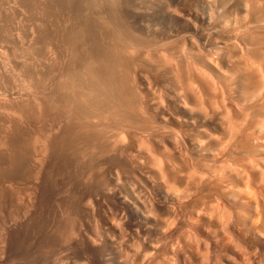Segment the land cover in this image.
Listing matches in <instances>:
<instances>
[{
    "label": "rangeland",
    "instance_id": "obj_1",
    "mask_svg": "<svg viewBox=\"0 0 264 264\" xmlns=\"http://www.w3.org/2000/svg\"><path fill=\"white\" fill-rule=\"evenodd\" d=\"M62 1L0 0V264H264V0Z\"/></svg>",
    "mask_w": 264,
    "mask_h": 264
},
{
    "label": "bare ground",
    "instance_id": "obj_2",
    "mask_svg": "<svg viewBox=\"0 0 264 264\" xmlns=\"http://www.w3.org/2000/svg\"><path fill=\"white\" fill-rule=\"evenodd\" d=\"M59 1H62V0H59ZM67 1H68V0H67ZM78 1H80V2H79L80 4H81V2H83V1H81V0H78ZM78 1H77V2H78ZM85 1H87V0H85ZM85 1L83 2L84 4L86 3ZM89 1H90V2H89ZM91 1H93V0H88V1H87L88 3H86V6H84V7L87 8V5H90L89 3H92ZM95 1H97V0H94V2H95ZM108 1H109V0H108ZM114 1H115V0H113V2H114ZM117 1H118V0H117ZM117 1H116V2H117ZM136 1H137V0H136ZM98 2H99V4H98V6H96V7L98 8L99 5L101 4L100 7L103 8V9L100 10V9H99L100 7H99V8L97 9V11H96V7L93 6L94 4H96V2H95L94 4L92 3L93 5L91 4L93 7H95V8H93V11H94V12L96 11V12H95V15H96V16H97V14H98L97 12H98L99 10H100V11L104 10V12L107 11V10L105 11L104 7H102L103 5H104V6L107 5V4H105V3H107V2L103 1V2H104V3H103L102 0H101V1H98ZM98 2H97V3H98ZM100 2H102V3H100ZM109 2H110V3H109V6H110V7L105 6V8H106V7H107V8H111V6H112V7L115 6V4H113L111 0H110ZM119 2H121V1L119 0ZM131 2H132V5H133V1H132V0H131ZM131 2H130V3H131ZM58 3H59V2H58ZM62 3H63V1H62ZM62 3L60 2V4H62ZM64 3L67 4V5H66V7H67V6H68V3H67L66 1H64ZM64 3H63V4H64ZM111 3H112L113 5H112ZM128 3H129V1H128ZM130 3H129V4H130ZM63 4H62V5H63ZM65 4H64V5H65ZM84 4H82V6H83ZM118 4H119V3H118ZM118 4H117V5H118ZM121 4H123V1L121 2ZM121 4H119V5H121ZM129 4H127V2H126L125 5H121V6H125V9H127V8H126V5H128V6L131 7V5H129ZM134 4H136V2H135ZM78 5H79V4H78ZM78 5L76 4V6H78ZM91 5H90V6H91ZM117 5H116V6H117ZM119 5H118V6H119ZM79 6H80V5H79ZM116 6H115V7H116ZM128 6H127V7H128ZM80 7H81V6H80ZM115 7H114L113 9H115ZM77 8H79V7H77ZM86 8H85L86 12H87L88 10L91 9V7H90V9H88V10H87ZM119 8H120V7H119ZM119 8L117 9V11H119V12H116V11H115L116 13L113 12V14H114V13L117 14V15H115V16H117V17H118V14L120 13ZM122 8H123V7H122ZM122 8H120V9L122 10ZM134 8H138L137 5H136ZM83 9H84V8L82 7V10H83ZM94 9H95V10H94ZM113 9H112V10H113ZM125 9H124V10H125ZM128 9H129V8H128ZM79 10H80V8H79ZM82 10H81V11H82ZM112 10H111V12H112ZM124 10H123V11H124ZM130 10H131V8H130ZM130 10H129V11L127 10V12H130ZM132 10H133V8H132ZM90 11L92 12V10H90ZM90 11H89V12H90ZM100 11H99V12H100ZM91 12H90V14H91ZM167 12H168V11H167ZM84 13H85V12H84ZM84 13H83V14H84ZM108 13H110V12H108ZM108 13L104 14V16L108 17V16H109ZM125 13H126V11H125ZM165 13H166V12H165ZM165 13H163V15H165ZM83 14H81V15H83ZM90 14L87 13L86 15H89V16H90ZM102 14H103V13H102ZM107 14H108V15H107ZM120 14H121V13H120ZM120 14H119V15H120ZM122 14H123V16L125 17V14H124V13H122ZM131 14H132V13H131ZM133 14H135V13H134V10H133ZM133 14H132V15H133ZM167 14H169V12H168ZM171 14H172V12L170 13V15H171ZM78 15H79V14H78ZM78 15H77V16H78ZM86 15H83V17L85 18ZM92 15H94V14H92ZM98 15H99V14H98ZM100 15H101V14H100ZM100 15H99V18L101 17ZM126 15H128V14H126ZM79 16H80V15H79ZM79 16H78V17H79ZM89 16H88V17H89ZM104 16H103V19H104V18L106 19V17H104ZM110 16H112V15H110ZM113 16H114V15H113ZM115 16H114V17H115ZM133 16H134V15H133ZM133 16L131 17V19L133 18ZM144 16H145V15H144ZM149 16H151V15H149ZM149 16H148V17H149ZM158 16H159V14H158ZM173 16H174V15H173ZM196 16H197V15H196ZM81 17H82V16H81ZM90 17H91V16H90ZM114 17H111V18H114ZM117 17H115V18H116V19H119V20H120V19H123V21H124L126 18H129V17L127 16V17L124 19V17L122 18V15L119 16V18H117ZM120 17H121V18H120ZM134 17H135V16H134ZM136 17H137V16H136ZM139 17H141V16L139 15ZM139 17H138V18H139ZM154 17H155V15H154ZM154 17H153V18H154ZM156 17H157V15H156ZM180 17H181V16H180ZM86 18H87V16H86ZM94 18H95V17H94ZM94 18H92V19L94 20ZM96 18H98V17H96ZM99 18H98V19H99ZM108 18H109V17H108ZM108 18H107V19H108ZM138 18H137V19H138ZM150 18H151V17H150ZM160 18H161V17H160ZM167 18H168V16H167ZM172 18H173V17H172ZM172 18H171V19H172ZM177 18H178V17H177ZM182 18H183V17H182ZM182 18H181V19H182ZM63 19H64V18H63ZM63 19H61V20H63ZM79 19H80V18H79ZM81 19H82V18H81ZM81 19H80V20H81ZM92 19H89L90 22H92V21H91ZM98 19H97V20H98ZM101 19H102V17H101ZM107 19H106V20H107ZM109 19H110V18H109ZM109 19H108V20H109ZM139 19H140V18H139ZM145 19H146V18H145ZM154 19H155V18H154ZM156 19L158 20L159 18H156ZM162 19H163V17H162ZM168 19H170V18H168ZM173 19H174V18H173ZM178 19H179V18H178ZM65 20H67V19L65 18ZM76 20H77V19H75L74 21H76ZM97 20H95V21H97ZM99 20H100V19H99ZM99 20H98V24H99V22L101 21V20H100V21H99ZM106 20H103V23H102V26H101V27H100V24H99V27L102 28V29H101L102 31H104V30H103V27L106 28V27H105V26H106V25H105ZM111 20H112V22H114L113 19H111ZM111 20H109V21L106 22L107 25H109L108 22H110ZM119 20H117V21L119 22ZM127 20H128V19H127ZM129 20H130V18H129ZM129 20H128V21H129ZM146 20H147V19H146ZM152 20H153V19H152ZM164 20H165V19H164ZM85 21L88 22L87 19H85ZM85 21H84V23H85ZM95 21H93V22H95ZM123 21L121 20V22H123ZM125 21H126V20H125ZM125 21H124V22H125ZM131 21H132V20H131ZM140 21H141V20H140ZM153 21H154V20H153ZM171 21H172V20H171ZM171 21H170V22H171ZM180 21H181V20H180ZM182 21H183V20H182ZM182 21H181V22H182ZM187 21H188V20H187ZM187 21H185V22H187ZM64 22H65V21H64ZM64 22L62 21L63 24H64ZM76 22H78V21H76ZM90 22H88V23H90ZM93 22H92V25H90V26H93V24H94ZM101 22H102V21H101ZM101 22H100V23H101ZM115 22H116V21H115ZM115 22H114V23H115ZM124 22H123V23H124ZM135 22H137V21H135ZM142 22H143L142 24H144V21H142ZM146 22H147V21H146ZM165 22H166V21H165ZM170 22H167V24L169 23V25H170ZM173 22H174V20H173ZM177 22H178V20H177ZM59 23L62 24L61 21H60ZM71 23H72V24H71ZM71 23H70V24L73 26V27H72V26L69 24L70 27H72V29H73V30H72L73 33H71V30H69V32H70L71 35H72V34L75 35V34H76V33H75L76 31H77V34H78L79 31H80L81 29L86 30V29H84V28L89 29V27H90L88 23H85V25H87L88 27L85 26L84 23H83V21H82V22L80 21L79 24L76 23V24L79 25V26L82 25L81 23H83V25H84L85 27H82V26H83V25H82V26L80 27L81 29H80L78 26H77L78 28L75 27V26H76V25H75V22H74V25H73V22H71ZM95 23H97V22H95ZM114 23H112V26H113ZM123 23H121V25H120L119 23L116 22L115 25H116L117 27H119V26H122ZM127 23H129V22H127ZM127 23H126V25H127ZM132 23H133V22H132ZM137 23H140V22H137ZM174 23H175V22H174ZM63 24H62V25H63ZM98 24H96V25H98ZM103 24H104V25H103ZM110 24H111V23H110ZM118 24H119V25H118ZM129 24H130V23H129ZM156 24H157V23H156ZM163 24H164V23H163ZM163 24H161V25H163ZM177 24H178V23H177ZM185 24H186V23H185ZM47 25H48V24H47ZM65 25H66V23H65ZM65 25H64V26H65ZM115 25H114V26H115ZM124 25H125V23H124ZM124 25H123V26H124ZM126 25L124 26L125 29H126V27H129V29H130V26L136 27L137 24H135V26H134V25H131V24H130V25H127V26H126ZM147 25H148V23H147ZM150 25H151V24H150V22H149V27L152 26V25H151V26H150ZM157 25H158V24H157ZM157 25H156V26H157ZM174 25H175V24H174ZM174 25H173V26H174ZM179 25H180V24H179ZM66 26H67V27H66ZM66 26H65L66 28H70L68 25H66ZM112 26L110 25V26H108V28L110 27V28L113 29L114 26H113V27H112ZM116 26H115V27H116ZM138 26H140V25H138ZM142 26H143V25H142ZM142 26H141V27H142ZM180 26H181V25H180ZM48 27H49V26H48ZM61 27H62V26H61ZM95 27H98V26H95ZM95 27H90V28H93V30H95V33H96V32H97L96 30H98L99 28L96 29ZM141 27H140V28H141ZM144 27H146V26H144ZM144 27H143V28H144ZM153 27H155V26H153ZM160 27H161V26H160ZM46 28H47V27H46ZM74 28L76 29V31H74ZM140 28H139V29H140ZM151 28H152V27H151ZM156 28H159V25H158ZM164 28H165V27H164ZM49 29H51V28H49ZM62 29L65 30V28H62ZM79 29H80V30H79ZM106 29H107V28H106ZM106 29H105V30H106ZM123 29H124V28H122V30H123ZM129 29H128V31H129ZM132 29H133V28L131 27V30H130V31H133L135 28H134L133 30H132ZM144 29H145V28H144ZM149 29H150V28H149ZM153 29H154V28H153ZM159 29H160V28H159ZM47 30H48V29H47ZM63 30H62V31H63ZM83 30H81V31H83ZM89 30H90V29H89ZM110 30H111V29H110ZM115 30H116V28H115ZM118 30H119V29H118ZM118 30H117V31H118ZM120 30H121V28H120ZM120 30H119V33H120ZM122 30H121V31H122ZM126 30H127V29H126ZM135 30H136V29H135ZM135 30H134V31H135ZM141 30H142V28H141ZM157 30H158V29H156L155 31H157ZM163 30H164V29H163ZM169 30H170V29H169ZM169 30H168V33H167V34H169ZM62 31H61V34L63 33ZM67 31H68V29H67ZM67 31L65 30V34L63 33L64 36H65V35L67 36V34H68V33H66ZM81 31H80V33H81V35H82L83 32H81ZM91 31H92V29H91ZM98 31H100V29H99ZM102 31H100V32L103 33ZM107 31H109V29H107L106 31H104V33H105V32L107 33ZM113 31H114V29H113ZM113 31H112V32H113ZM123 31H124V30H123ZM123 31H122V32H123ZM128 31H127V32H128ZM151 31H152V30H151ZM153 31H154V30H153ZM155 31H154V32H155ZM181 31H182V29H181ZM84 32H85L86 35L89 34V33H90V35H91V33H92L93 31H92V32H89V31H88L89 33H88L87 31H84ZM100 32H99V33H100ZM110 32H111V31H109V33H110ZM122 32H121V33H122ZM137 32H139V31H136L135 33H137ZM144 32H147V29H146V31L144 30ZM149 32H150V30H149ZM149 32H148V33H149ZM165 32H166V30H165ZM97 33H98V32H97ZM106 33L103 34V36L106 35ZM119 33L117 32V33L115 34L116 37H115L114 39H116V38H118V37L121 36V33H120V34H119ZM129 33H130V32H129ZM129 33H124V34H129ZM132 33H133V35L135 34L134 32H131L130 34L132 35ZM158 33H159V32H158ZM45 34H46V33H44V35H45ZM47 34H48V32H47ZM63 34H62L61 36H63ZM70 34H69V35H70ZM77 34H76V38H77ZM107 34H108V33H107ZM117 34H119L118 37H117ZM124 34H123V36H124ZM137 34H139V33H137ZM137 34L134 35V36H137ZM149 34H152V33H149ZM167 34H166V36H167ZM48 35H49V34H48ZM48 35H47V37L50 38V36H48ZM73 35H72V36H73ZM79 35H80V34H78V38H77V39H83V40H84V38L86 39V36H85L84 38H80ZM90 35H89V36H90ZM95 35H97V34H95ZM108 35H109V34H108ZM108 35L105 36L107 39L110 38L109 36L112 35V33H110L109 36H108ZM115 35L113 34V36H115ZM131 35H130V36H131ZM144 35H145V34H144ZM154 35H155V34H154ZM154 35H153V36H154ZM161 35H163V34H161ZM72 36H69V37H67V38H68V39H69V38L72 39ZM83 36H84V34H83L81 37H83ZM101 36H102V34H101ZM123 36H121L120 38L123 39ZM146 36H147V34H146ZM146 36H145V37H146ZM156 36H157V35H155V37H156ZM163 36H164V35H163ZM45 37H46V35H45ZM47 37H46V38H47ZM90 37H91V39H94V40H92V41H94V42H95V41H99L98 38H100V36L98 37V35H97L96 38H92V37H94V36H90ZM90 37H87V39L90 38ZM105 37H104V38H105ZM108 37H109V38H108ZM125 37H126V36H125ZM143 37H144V36H143ZM159 37H160V36H159ZM164 37H165V36H164ZM48 38H47V40H49ZM62 38H63V37H62ZM65 38H66V37H65ZM65 38H63V40H64ZM67 38H66L65 41H69V40L72 41L73 39H75L74 37H73L72 40H71V39L68 40ZM101 38H102V37H101ZM101 38H100V39H101ZM136 38H137V37H136ZM152 38H153V40H154V37H152ZM162 38H163V37H162ZM162 38H161V39H162ZM51 39H52V38H51ZM51 39H50V41H47V40H46V41L49 42V43H50V42L54 43L53 41H51ZM87 39H86V40H87ZM111 39H112V41L114 40V39L112 38V36H111ZM121 39L118 38V39H116V41H117V40L120 41L119 44H121V42L123 43V40H121ZM129 39H130V38H128L127 40H129ZM147 39H148V38H147ZM157 39H158V38H157ZM63 40H62V41H63ZM75 40H76V39H75ZM75 40H73V41H75ZM83 40H82V42H83ZM88 40L90 41V39H88ZM103 40H105V39H103ZM103 40H101V41H103ZM145 40H146V39H145ZM145 40H144V41H145ZM150 40H151V38H149V41H150ZM65 41H63V42H65ZM70 41H69L68 43H70ZM116 41H114V42H116ZM118 41H117V42H118ZM129 41H130V40H129ZM147 41H148V40H147ZM147 41H146V42H147ZM149 41H148V42H149ZM155 41H157V40H155ZM159 41H160V40H159ZM57 42H58V41H57ZM59 42H60V41H59ZM76 42H78L79 45L82 43V42H80V40H79V41L77 40V41L74 42V44H76ZM79 42H80V43H79ZM84 42H85V40H84ZM99 42H100V41H99ZM103 42L106 43V40L103 41ZM146 42H144V45L146 44ZM152 42H153V41H152ZM166 42H167V41H165V43H166ZM68 43H67V44H68ZM87 43H88V41L86 42V44H87ZM105 43H104L103 47H104V46L107 47L108 43L110 44L111 42H109V40H108V43H106V45H105ZM125 43H126V42H125ZM125 43H124V44H125ZM127 43H128V42H127ZM149 43H151V42H149ZM149 43H148V44H149ZM153 43H154V42H153ZM162 43H163V41H162ZM175 43H176V42H175ZM57 44H58V43H57ZM57 44L55 45V47H56V46L58 47V46L60 45V44H59V45H57ZM61 44H62V43H61ZM64 44L66 45V43H64ZM72 44H73V42H72ZM72 44H69V46H70V47H73L74 44H73V46H72ZM86 44H82L81 47L83 48V45H86ZM96 44H97V48L100 49V43L96 42V43H94V46H95ZM98 44H99V47H98ZM111 44L114 45V43H111ZM111 44H110V46H112ZM116 44H117V46H119V47L122 46L123 48H126V51H127V44H125L126 47H125L124 44H123V45H119L118 43H116ZM158 44H159V43H158ZM158 44H155V45H158ZM160 44H161V42H160ZM160 44H159V47H158V46L156 47L155 45H152V44H151V45H152L153 47L155 46V49H156V50H157V48L160 49V50H162V48L164 47V45L161 44V45L163 46V47L161 46V47H162V48H161V47H160ZM163 44H164V43H163ZM168 44H169V43H168ZM168 44H167V45H168ZM171 44H172V43H171ZM101 45H102V44H101ZM48 46L51 48L50 45H48ZM52 46H53V44H52ZM76 46L79 47L78 45H75L73 48H75ZM117 46H114V48H113L114 51H113V49H111V51L106 52L107 50L110 49L109 46L107 47V48H109V49H106V48L103 49V50L100 49V50H101L100 52H99V50H98V52H99L100 55L103 54V53H101V52H103V51L106 52V54L104 53V57H103V55L100 56V58H101L102 60H103L104 58L106 59V56H105V55H108V54H109L108 57H111V58H107L106 60H108V61L111 60V61H112L111 63H110V62L108 63V64H110V66L112 65V63H113V65H115L114 62H113V59H115V58H114V52L116 53L117 50L115 51V49H116L115 47H117ZM145 46H146L147 49H149V48L147 47V45H145ZM152 46H151V47H152ZM172 46H173V45H172ZM179 46H180V45H179ZM49 47H47V48H49ZM87 47H88V44H87ZM89 47H90V46H89ZM91 47L93 48L92 45H91ZM91 47H90V51H93V50H91V49H92ZM101 47H102V46H101ZM103 47H102V48H103ZM112 47H113V46H112ZM119 47H117V49H118V51L120 52ZM151 47H150V49H151ZM166 47H167V46H166ZM166 47H165V48H166ZM50 48H49V49H50ZM53 48H54V47H53ZM95 48H96V47H95ZM123 48H122V49L120 48V49H121V52L124 51ZM139 48H140V47H139ZM141 48H143V46H142ZM146 48H145V51H146ZM165 48H164V49H165ZM168 48H170V47H168ZM175 48H176V46H175ZM49 49H47V50H49ZM93 49H94V48H93ZM150 49H149V50H150ZM138 50H139V49H138ZM140 50H141V49H140ZM142 50H143V49H142ZM152 50H153V52H157V51L154 50V48H152ZM152 50L149 51V52H151L150 54L152 55V56H150V57H153V58H154V57H157L156 55H155V56L153 55L154 53L152 54ZM95 51L97 52V50H95ZM118 51H117V53L119 54ZM126 51H124V52L127 53ZM143 51H144V50H143ZM47 52H48V51H47ZM82 52H83V51H81V53H82ZM85 52H86V51H85ZM93 52H94V51H93ZM110 52H113V53H112V56H111ZM141 52H142V51H141ZM158 52H160V51L158 50ZM163 52H164V51L162 50V53H163ZM178 52H180V51H178ZM183 52H184V51H183ZM185 52H186V51H185ZM185 52H184V53H185ZM79 53H80V52H79ZM107 53H108V54H107ZM117 53H116V54H117ZM125 53H123V54L120 53V56L125 55ZM144 53H145V52H144ZM144 53H143V54H144ZM184 53H183V54H184ZM95 54H97V53H95ZM95 54H92V55L94 56ZM99 54H97L95 57L97 58V56H98ZM155 54H156V53H155ZM181 54H182V53H181ZM80 55H82V54H80ZM90 55H91V54H90ZM90 55H88L87 58H88ZM92 55H91V56H92ZM141 55H142V54H141ZM146 55H147V51H146ZM163 55H165V54H163ZM93 56H92V57H93ZM127 56H129V55L127 54ZM127 56H123V58H124V57H127ZM144 56H145V54H144ZM158 56H159V55H158ZM184 56H186V55H184ZM92 57H91V58H92ZM95 57L93 58V60L96 59ZM102 57H103V58H102ZM115 57H116V55H115ZM118 57H119V55L117 56V58H118ZM130 57H131V56H130ZM147 57L149 58V56H147ZM165 57H166V56H165ZM79 58H80V57H79ZM84 58H86V57L84 56ZM112 58H113V59H112ZM121 58H122V57H121ZM121 58H120V60H121V62H122V64H123V62L126 60V58H124L125 60H124L123 58H122V59H121ZM127 58L129 59V57H127ZM160 58H161V55H160ZM181 58H182V57H181ZM184 58H185V57H184ZM52 59H53V58H52ZM98 59H99V58H97V60H98ZM105 59H104V61H106ZM109 59H110V60H109ZM128 59H127V60H128ZM141 59H142V58H141ZM150 59H151V58H150ZM154 59H155V58H154ZM156 59H157L156 61H158V60L160 61V59H159L158 57H157ZM161 59H162V58H161ZM163 59H164V58H163ZM47 60H51V59H48V58H47ZM88 60L90 61V58L85 59V61H87V62H88ZM93 60L91 59V61H93ZM97 60L93 61V62H94V64H92L93 67H91L92 65H90V66L88 65L89 63H90V64L92 63L91 61H90L89 63H87V62H85V61H84L85 63L82 62V63H84V64H87V67L89 68V70H86V68H87V67L85 68L86 65H85V66L83 65V67L85 68L84 70L87 71V72L84 74V77H85L86 75H89L88 72L90 73V68H93V72H91V73H92V74L95 73V75H96V72H97L98 70L96 71V70L94 69V67H95V64L98 62ZM102 60L99 59V62L102 61ZM122 60H124V61H122ZM127 60H126V63H127ZM129 60H130V59H129ZM133 60H134V59H132V62H133ZM151 60H152V59H151ZM96 61H97V62H96ZM104 61H102V63H103ZM115 61H117V59H115ZM135 61H136V60H135ZM142 61H143V60H142ZM147 61H148V59H147ZM147 61H145V63H146ZM159 61H158V62H159ZM180 61H181V59H180ZM49 62H50V61H48V63H49ZM52 62L54 63L53 60H52ZM52 62H50L51 64L49 63L51 66H52ZM119 62H120V61H119ZM121 62H120V63H121ZM128 62H129V61H128ZM130 62H131V60H130ZM153 62L156 64V68H157V64H161V63H160L161 61H160L159 63H156L155 60H154ZM165 62H168V60L165 61ZM165 62H164V63H165ZM181 62H182V61H181ZM48 63H47V64H48ZM102 63L100 62V66L102 65ZM104 63H105V62H104ZM106 63H107V61H106ZM106 63L103 64V66H105ZM115 63H116L115 66H116L117 68H118L119 66H121L120 63H119L118 65H117V62H115ZM126 63H124V64H126ZM136 63H137V61H136ZM143 63H144V62H143ZM149 63L152 64L151 61H150ZM164 63H163V64H164ZM169 63H170V62H168V64H169ZM179 63H180V62H179ZM227 63H228V62H227ZM74 64H75V63H74ZM127 64H128V63H127ZM127 64H126V66H127ZM133 64H134V62L132 63V65H133ZM140 64H141V63H140ZM163 64H162V66H163ZM168 64H167V65H168ZM177 64H178V63H177ZM96 65H97V64H96ZM132 65H129V66L132 67ZM137 65H138V64H137ZM147 65H148V64H147ZM167 65H166V66H167ZM169 65H170V64H169ZM189 65H190V64H189ZM51 66H50V67H51ZM74 66H75V65H74ZM76 66H78V63H77ZM76 66H75V68H77ZM100 66H98L99 68H97V66H96V69H100ZM103 66H101V67H103ZM106 66H107V65H106ZM106 66H105V67H106ZM110 66H109V67H110ZM123 66H124V65H123ZM129 66H127V68H128ZM142 66H143V64H142ZM144 66H145V65H144ZM162 66H161V67H162ZM185 66H186V64H185ZM244 66H245V65H244ZM50 67H49V68H50ZM105 67L102 68V70L104 71V69H105V73H106V75L108 74V76H109V73H110V72L107 73L106 71H107V70L110 71V68L107 67L108 69L106 70ZM116 67H115V68H116ZM121 67H122V66H121ZM131 67L129 68L130 70H131ZM149 67H150V66H149ZM152 67H153V66H152ZM161 67H160V68H161ZM169 67H170V66H169ZM182 67H183V65H182ZM192 67H194V66H192ZM246 67H247V66H246ZM49 68H48V71L46 70L47 72L53 70V69H52L53 66L51 67V70H49ZM70 68H71V67H70ZM79 68H80V67H79ZM88 68H87V69H88ZM123 68H124L125 70H122ZM132 68L135 69V66H133ZM140 68H141V67H140ZM163 68H164V67H163ZM190 68H191V66H190ZM247 68H249V66H248ZM46 69H47V68H46ZM57 69H58V67H57ZM111 69H113V70H117V69H114L113 66L111 67ZM118 69H119V68H118ZM136 69H137V68H136ZM168 69H169V68H168ZM178 69H179V67H178ZM186 69H187V68H186ZM76 70H77V69H76ZM82 70H83V69H82ZM94 70H95V72H94ZM113 70H111V73H112ZM121 70H122L123 72H126V67L124 66V67H122L121 69H119V71H120V72H118L119 74H121V72H122ZM130 70H129V71H130ZM139 70H140V69L138 68V71H139ZM172 70H173V68H172ZM176 70H177V69H176ZM180 70H181V69H180ZM192 70H193V69H192ZM56 71H57V70H56ZM67 71H68V70H67ZM69 71H70V70H69ZM91 71H92V70H91ZM169 71H171V70H169ZM169 71H168V72H169ZM190 71H191V70H190ZM190 71H188V72H190ZM47 72H46V75H47ZM52 72H53V71H52ZM71 72H72V70H71ZM71 72H70V73H71ZM73 72H74V71H73ZM73 72H72V73H73ZM80 72H81V70H80ZM82 72H83V71H82ZM99 72H102V71L99 70ZM99 72H97V75H98ZM113 72H114V71H113ZM123 72H122V75H123ZM134 72H135V71H134ZM139 72H140V71H139ZM143 72H144V71H143ZM143 72L141 71V73H143ZM163 72H164V70H163ZM172 72L175 73L174 70H173ZM184 72H185V71H184ZM27 73H29V72H25V74H27ZM50 73H51V72H50ZM53 73H55V72H53ZM62 73H63V72H62ZM76 73H77V72H76ZM76 73H75V74H76ZM91 73H90V74H91ZM111 73H110V75H111ZM115 73H116V71L114 72V74H115ZM128 73H129V72H128ZM144 73H145V72H144ZM178 73H179V72H178ZM182 73H183V71H182ZM29 74H30V73H29ZM55 74H57V73H55ZM63 74H64V73H63ZM75 74H74V75H75ZM77 74H78V73H77ZM125 74H126V73H125ZM133 74H134V73H133ZM135 74H136V72H135ZM180 74H181V73H179L178 75H180ZM189 74H190V73H189ZM46 75L44 74V76H46ZM52 75H53V76H56V75H54V74H52ZM52 75H50L51 78H52ZM61 75H62V74H61ZM66 75H67V73H66ZM66 75H65V76H66ZM71 75H72V74H71ZM82 75H83V74H82ZM95 75H93V76H95ZM104 75H105V74H104ZM112 75H113V74H112ZM112 75H111V76H112ZM115 75H116V76H120V75H117V73H116ZM127 75H129V74H127ZM130 75H131V74H130ZM136 75H137V74H136ZM138 75H139V74H138ZM143 75H144V74H143ZM145 75H146V74H145ZM171 75H172V74H171ZM178 75H177V76H178ZM50 76H49V73H48V76H47L48 78H47V79H49ZM57 76H58V75H57ZM62 76H64V75H62ZM65 76H64V77H65ZM75 76H76V75H75ZM100 76H101V78H102V74L100 75V73H99V76L97 77V79H98ZM111 76H110V77H111ZM113 76H114V75H113ZM125 76H126V75H125ZM139 76H141V75H139ZM169 76H170V75H169ZM175 76H176V75H175ZM25 77H26V76H25ZM27 77H28V76H27ZM64 77H63V78H64ZM82 77H83V76H82ZM82 77H80V78H82ZM103 77H104V76H103ZM110 77H108V78H110ZM114 77H115V76H114ZM114 77H113V78H114ZM123 77H124V76H122V78H123ZM133 77H134V76H133ZM133 77H132V80L135 79V78H137V77H134V78H133ZM144 77H145V76H144ZM44 78L46 79V77H44ZM51 78H50V79H51ZM53 78L55 79V77H53ZM63 78H62V79H63ZM65 78H66V77H65ZM80 78H79V79H80ZM86 78H88V79L86 80V81L88 82V85L91 84V83H89L90 81H91L92 83H95V82H93V80H94V81L97 80V79H95V78L92 79V78H90V77H86ZM86 78H85V79H86ZM89 78L92 79V80H90ZM101 78H100V79H101ZM111 78H112V77H111ZM111 78H110V80H112ZM116 78H117V77H116ZM116 78H115V81L118 80V78H117V79H116ZM119 78H121V77H119ZM122 78H121L120 81H122ZM126 78H127V76H126ZM175 78H176V77H174V79H175ZM177 78H179V77H177ZM45 79H44V81H45ZM47 79H46V80H47ZM50 79H49V80H50ZM67 79H68V78H66L65 80H67ZM75 79H77V77H75ZM75 79H74V80H75ZM83 79H84V78H83ZM102 79H103V78H102ZM141 79H142V77H141ZM143 79L145 80V78H143ZM180 79H181V77H180ZM199 79H200V78H199ZM49 80H48V83H49V84H47V85H50ZM51 80H52V79H51ZM57 80H58V79H57ZM59 80H61V79L59 78ZM88 80H89V81H88ZM98 80H99V79H98ZM110 80H108V81H110ZM113 80H114V79H113ZM123 80H124V79H123ZM125 80H126V79H125ZM125 80H124V82H123V81H122V82H123V83H126L127 81L125 82ZM128 80H129V78H128ZM69 81H70V80H69ZM72 81H73V80H72ZM77 81H78V80H77ZM77 81H76V82H77ZM80 81H81V80H80ZM80 81H79V82H80ZM86 81H84V82L86 83ZM101 81H102V80H101ZM105 81H106V80H105ZM105 81H104V84H105ZM130 81H131V80H130ZM133 81H134V80H133ZM141 81H142V80H141ZM178 81H179V80H178ZM181 81H182V80H181ZM51 82H52V81H51ZM60 82L64 83L62 80H61ZM76 82H75V83H76ZM96 82H97V81H96ZM111 82H112V81H111ZM118 82H119V81H118ZM118 82H117V83H118ZM136 82H137V81H136ZM145 82H146V81H145ZM46 83H47V81H46ZM57 83H58V81H56V83H55V82L53 83V84H55L54 87H57V86H58ZM80 83H81V82H80ZM98 83L100 84V82H98ZM106 83H107V82H106ZM112 83H114V82H112ZM123 83H121V85H122ZM127 83H128V82H127ZM134 83H135V82H134ZM44 84H45V82H44ZM67 84H68V83H67ZM69 84H70V83H69ZM81 84H83V83H81ZM81 84H79V85H81ZM86 84H87V83H86ZM102 84H103V82H102ZM102 84H101V86H102ZM104 84H103V85H104ZM108 84H109V83H108ZM128 84H129V83H128ZM143 84H144V82H143ZM45 85H46V84H45ZM47 85H46V87H48ZM56 85H57V86H56ZM61 85H62V84H60V86H61ZM63 85H64V84H63ZM65 85H66V83H65ZM65 85H64V86H65ZM72 85H75V84H72ZM83 85H85V84H83ZM88 85H86V86H88ZM97 85H98V84H97ZM97 85H95L94 88H95ZM105 85H107V84H105ZM130 85H131V84H130ZM146 85H147V84H146ZM263 85H264V84H263ZM263 85H262V87H264ZM43 86H44V85H43ZM52 86H53V85H52ZM67 86H68V85H67ZM67 86H65V87H67ZM91 86H93V84H92ZM99 86H100V85H99ZM109 86L111 87L112 85L109 84V85H107V86H104V87H103L104 90H105L106 87L108 88ZM115 86H116V85H115ZM123 86H125V85H123ZM44 87H45V86H44ZM54 87H52V88H54ZM81 87H82V86H80L79 88H81ZM97 87H98V86H97ZM97 87H96V88H97ZM116 87H118V85H117ZM116 87L112 86L111 89H112V88H116ZM121 87H122V86H121ZM140 87H141V86H140ZM260 87H261V86H260ZM57 88H58V87H57ZM57 88H55V89H57ZM67 88L70 89V86H68ZM85 88H86V90H87V87H85ZM98 88H99V87H98ZM118 88H119V87H118ZM130 88H131V87H130ZM44 89H46V88H44ZM49 89L51 90V87H50ZM55 89H54V90H55ZM60 89H64V88H61V87H60ZM72 89H73V88H72ZM74 89L77 90L78 88H74ZM74 89H73V90H74ZM83 89H84V88H83ZM89 89H90V87H89ZM89 89H88V90H89ZM91 89H92V88H91ZM46 90H47V89H46ZM46 90H45V91H46ZM64 90H65V89H64ZM94 90L96 91V89H94ZM97 90H98V89H97ZM100 90H101V89H100ZM108 90H110V88H109ZM119 90H122V91H123L122 88L119 89ZM124 90H125V89H124ZM132 90H133V89H132ZM134 90H135V87H134ZM134 90H133V91H134ZM51 91H52V90H51ZM60 91H62V90H60ZM66 91H68V90H66ZM66 91H65V92H66ZM70 91H71V90H70ZM82 91H83V90H82ZM91 91H92V90H91ZM91 91L89 90L88 92H91ZM116 91H117V90H116ZM133 91H132V92H133ZM136 91H137V90H136ZM136 91H135V92H136ZM57 92H58V91H57ZM72 92H74V91L69 92L70 95H71ZM79 92H80V91H79ZM88 92H87V93H88ZM101 92H103V91L101 90ZM106 92H107V90H106ZM47 93L50 94L49 91H48ZM47 93H46V94H47ZM51 93H52V92H51ZM60 93H63V91L60 92ZM77 93H78V92H77ZM77 93H75V94H77ZM80 93H82V92H80ZM87 93H86V94H87ZM92 93H93V92H92ZM97 93H98V92H96V94H97ZM103 93H104V92H103ZM108 93H109V92H108ZM118 93H119V92H118ZM128 93H129V92H127V94H128ZM72 94H73V93H72ZM106 94H107V93H106ZM115 94H117V92H115ZM119 94H120V93H119ZM123 94H124V93H123ZM129 94H130V93H129ZM50 95H51V94H50ZM50 95H48V96H50ZM61 95H62V94H61ZM83 95H84V94H83ZM117 95H118V94H117ZM117 95H116V96H117ZM131 95H132V94H131ZM131 95H130V96H131ZM134 95H135V94H134ZM46 96H47V95H46ZM68 96H69V94H68ZM71 96H72V95H71ZM76 96H78V98H79V95H75V97H76ZM81 96H82V95H81ZM84 96H85V95H84ZM84 96H83V97H84ZM110 96H111V95H110ZM125 96H126V95H125ZM99 97H100V96H99ZM113 97H114V95H113ZM126 97H128V96H126ZM126 97H125V98H126ZM133 97H134V96H133ZM136 97H137V95H136ZM48 98H49V97H48ZM61 98H62V97H61ZM67 98H68V97H67ZM95 98H96V97H95ZM110 98H111V97H110ZM115 98H116V97H115ZM117 98H118V97H117ZM117 98H116V99H117ZM120 98H121V97H120ZM134 98H135V97H134ZM138 98H139V97H138ZM51 99H52V98H51ZM85 99H86V98H85ZM87 99H88V98H87ZM92 99H94V98H92ZM92 99H91V101H92ZM96 99H97V98H96ZM118 99H119V98H118ZM61 100H62V99H61ZM63 100H64V99H63ZM63 100H62V102H63ZM72 100H73V99H72ZM94 100H95V99H94ZM97 100H98V99H97ZM97 100H96V101H97ZM103 100H104V99H103ZM103 100H99V101H103ZM106 100H109V98L106 99ZM119 100H121V99H119ZM119 100H118V101H119ZM125 100H126V99H125ZM51 101H52V100H51ZM67 101H69V100H67ZM70 101H71V98H70ZM70 101H69V102H70ZM64 102H65V101H64ZM71 102H74V101H71ZM88 102H89V101H88ZM114 102H117V101H114ZM122 102H123V100H122ZM101 103H104V102H101ZM71 104H73V103H71ZM107 104H108V103H107ZM110 104H111V102H110ZM122 104H123V103H122ZM124 104H125V103H124ZM139 104H140V103H139ZM113 105H114V104H113ZM118 105H119V104H118ZM109 106H110V105H109ZM111 106H112V105H111ZM119 106H120V107H119ZM119 106L117 107V105H116V108H117V109H118V108H122L121 104H120ZM128 106L130 107L129 104H128ZM114 107H115V106H114ZM114 107H113V108H114ZM126 107H127V106H126ZM131 107H134V106L131 105ZM108 108H109V107H108ZM116 108H114V109H116ZM124 108H125V106H123V109H124ZM141 108H142V107H141ZM125 109H126V108H125ZM127 109H128V107H127ZM130 109H131V108H130ZM132 109H133V108H132ZM133 110H134V109H133ZM136 110H137V108H136ZM190 110H191V109H190ZM190 110H189V111H190ZM217 123H219V122L217 121ZM219 124H220V123H219ZM152 127L155 129L154 126H152ZM156 127H157V126H156ZM149 128L151 129V127H149ZM154 129H153V130H154ZM163 130H164V128H163ZM154 131H155V130H154ZM156 131H158V130H156ZM149 133H150V132H149ZM152 133H155V132H152ZM169 133H170V132H169ZM169 133H168V134H169ZM156 134H157V133H156ZM159 134H160V133H159ZM164 134H165V133H164ZM151 135H153V134H151ZM153 136H154V135H153ZM170 137H171V136H170ZM152 138H153V137H152ZM173 138H174V137H173ZM161 139H162V138H161ZM174 139H175V138H174ZM174 139H173V140H174ZM176 139H177V138H176ZM168 140H169V138H168ZM170 140H171V139H170ZM172 142H173V141H172ZM174 145H175V144H174ZM119 195H120V194H119ZM110 222H111V221H110ZM111 223H112V222H111ZM114 223H115V222H114ZM113 226H114V225H113ZM105 255H106V254H105ZM105 257H106V256H104V258H105ZM53 258H54V257H53ZM105 259H106V258H105ZM30 261H31V260H30ZM30 261H29V262H30ZM30 263H31V262H30ZM107 263H108V262H107Z\"/></svg>",
    "mask_w": 264,
    "mask_h": 264
}]
</instances>
